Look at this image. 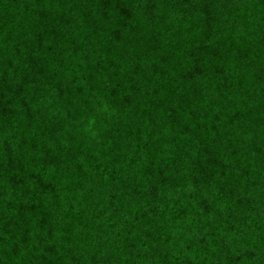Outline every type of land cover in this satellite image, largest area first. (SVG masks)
Wrapping results in <instances>:
<instances>
[{
    "label": "trees",
    "instance_id": "1",
    "mask_svg": "<svg viewBox=\"0 0 264 264\" xmlns=\"http://www.w3.org/2000/svg\"><path fill=\"white\" fill-rule=\"evenodd\" d=\"M0 264H264V0H0Z\"/></svg>",
    "mask_w": 264,
    "mask_h": 264
}]
</instances>
